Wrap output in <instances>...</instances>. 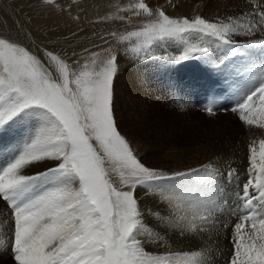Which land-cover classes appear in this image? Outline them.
<instances>
[{
	"label": "snow or ice",
	"instance_id": "snow-or-ice-1",
	"mask_svg": "<svg viewBox=\"0 0 264 264\" xmlns=\"http://www.w3.org/2000/svg\"><path fill=\"white\" fill-rule=\"evenodd\" d=\"M43 3L52 6L56 0ZM115 7L116 14L105 19H131L121 12L150 18L125 35L111 34L127 44L133 57L147 58L154 46L169 41L184 46L181 55L166 58L172 64L215 58L214 67L226 68V61L241 57L234 74L243 80L231 86L230 110L245 126L264 130V38L243 46L233 38L264 33V0H250L248 12L221 22L199 15L172 18L145 0ZM104 52L91 53L74 69L60 55L45 51L46 66L20 42L0 36V131L29 125L23 141L0 163V200L14 219L9 251L15 264H207L200 251L145 250L139 237H162L145 223L136 190L144 188L169 205L183 204L180 220H187V210L192 218L177 226L197 232L203 229L196 221L206 223L219 208L215 199L199 195L203 187L216 186L219 171L209 162L169 175L137 158L114 114L118 55L112 48ZM218 99L213 94L204 106L208 116L217 114ZM248 160V179L231 209L238 221L230 264H264V138L250 142ZM43 162L53 166L25 173ZM234 173L228 172L229 182ZM178 178L183 179L172 183Z\"/></svg>",
	"mask_w": 264,
	"mask_h": 264
},
{
	"label": "bare ground",
	"instance_id": "bare-ground-1",
	"mask_svg": "<svg viewBox=\"0 0 264 264\" xmlns=\"http://www.w3.org/2000/svg\"><path fill=\"white\" fill-rule=\"evenodd\" d=\"M173 1H178V4L174 5L175 6L174 8L171 4V2ZM242 1H243L242 5L243 3L249 5L250 0H242ZM12 2L11 0H0V3H2V6L4 7V9H6L8 13L11 15V18H7L6 16H3L0 14V19H1L0 36L7 37V38H10L11 40L20 42L21 37L19 36V34L16 33L17 31H15L14 29L15 27L13 28L11 27L13 18H15L14 19L15 21H16V17L23 18L25 26L30 27L31 23L32 24L35 23V25H37L36 22L41 20V19H38V17L47 18L49 17L50 14H46L45 10H41V8H38L36 5L35 7H33L32 5L33 3L30 1L29 2L32 3L31 4L32 6H29L30 4H27V3L22 4V3H16V2L12 3ZM145 2L151 8H154L158 5H164V6H167V8H170L172 6L171 9H169V13H171L174 16H183V17L187 16L189 13H193V11H198V12L203 13V11L205 12V10L209 8L211 9L210 10L211 12H210V15L208 16L209 19L208 18L207 19L212 22H214L215 19L217 20L218 17L220 18L219 19L220 22L222 21L221 19L223 18H224V21H226V19L232 16V13H233V8L228 6L230 0H183V2H180V0H145ZM251 2L254 3L255 0H251ZM179 4L180 5L182 4L181 9L177 7L179 6ZM82 9H83L82 14L83 16H85L87 20H90L93 18H99L101 20L103 19L105 21H109L110 19H105V17L116 14V11H115L116 7L113 4V0H93L92 2H86L83 5ZM249 9L250 7L248 8V10ZM248 10H247V7H244L241 5L238 6V9H236V11H238L240 14L248 12ZM29 12H32L34 14L28 15ZM219 20L217 22H219ZM39 29L41 28H38V30ZM26 37L29 38V40H33L34 41L33 43L35 44L38 43V41L34 39V35L30 34V32H27ZM262 38H264V35L261 36L260 39ZM23 39H25V37H23ZM31 44L32 43H30V45ZM108 45L109 44L107 42H93V41L89 42L88 41L86 46L82 47L81 49L75 50L76 54L74 53L75 55L73 54V57H68V56L63 57L62 56V58L66 60L75 69L79 67V64H82L83 62L88 60L91 53L101 52L102 54H104L102 51L108 48ZM183 48L184 46L176 41H169L163 45L154 46L152 53L147 56V58L151 57L156 60L154 61L152 72L148 69H143V67H146L144 64H142L140 67V63L135 64V62H131V59L133 58H130V60H125L127 58H124L123 55L118 57V63L120 65H124V63L126 64L129 61L130 63H132V66H130L131 71L132 72L135 71L137 72L136 74H138L135 77L136 79H132L133 85L130 86V88L123 86L125 87V89L123 88V91H122V87L119 84H118V86H120L119 89L116 88V90L118 91L117 96L119 98V100H117L118 101L117 106L120 105V102L122 104V110H121V107H117L115 105L116 106L115 107V117L117 119L116 123L118 126V130L120 131L121 135H124V136L129 135V137H131L132 139H135V137H138V139L136 138L137 146H138V153L141 155V160L146 166L156 168L160 171L168 173L169 175L175 172H187L189 169H199L201 168L202 165H205L207 162L206 160L210 158L211 160L215 159V161L217 158H219V161L225 162L226 160L225 162L226 166H223L222 163H220V165L217 164L215 166L216 168L224 167L225 171L223 172L221 170V172L224 173V175H226L229 172L230 168L231 169L239 168L238 169L239 172H242L244 169L242 170L240 166L243 164H241L240 161H239L240 164H237L236 162H238V160H235V158L230 157V154H235L234 151L232 153H228L224 157H222L223 154H217L212 157L211 153L208 152V150H205V151L203 150L204 146L198 145L197 148L195 149L196 151H194V154L196 153V155L188 158V156L186 155L191 154L190 149L192 147H190V149L184 148L183 151L181 152H180L181 149L179 147L181 145L182 146L185 145L186 139L182 137V133H184V131L191 130L192 122L190 123V121L186 117H183V116L179 118L175 117L176 120H173V121L171 120V122L170 121L165 122L162 119L163 117L160 116L161 113L156 114V116L153 113L150 114V109L152 108H150L151 106L148 103L146 96L149 94V92H152V91L154 92V89L150 87L148 83L150 81L149 76L150 77L157 76V75L162 76V80L159 82V86L156 83L154 84V86L157 85L156 87L157 89H160L161 84L163 82H165V85L167 86L169 82L179 81V78L185 79V77L188 75L189 70H193L195 73L201 74L202 70H201V67L199 66V62H194V63L193 62H185V63L183 62V63H180L179 66H177V68L175 69L174 68L175 64L170 63L168 59H166L168 57H174V56L181 55L183 52ZM34 50L36 52H33V53L37 55L46 66H48V61L44 56V53L45 51H47V49L44 50V48L42 49L35 48ZM79 50L80 51L82 50V51L79 52ZM217 54L219 55L220 53H217ZM191 60H200V59L195 58V59H189L188 61H191ZM239 60H242V58H239ZM214 61H215V58L211 59L207 63L202 61L203 67L204 68L206 67L205 71L207 75H211L213 73L211 69L213 70L217 69V67L213 66ZM226 64L229 67L233 64V62L230 59L229 61H226ZM241 64H242V61L239 63V65ZM224 69L227 70L228 68L226 67ZM219 70H222V66ZM154 71L158 72V74H156ZM221 72H223V70ZM131 76H134V75H130V77ZM200 79L201 77H195L193 79L194 84H196V82ZM218 82L219 81L217 80L216 83ZM206 83H207V78H206ZM209 84H211V82ZM190 85L191 87H193L192 83H190ZM226 86L229 87V84H226ZM199 89H200L199 90L200 92L203 90V88H199ZM209 90L210 89H208V91ZM126 91H127V96L125 93ZM206 92L207 90L205 91V94ZM190 101L192 100H188L187 102H190ZM177 105L179 107L177 111L181 113H185L186 106L185 105L182 106V104L179 103L178 101H177L176 106ZM157 118L158 120H156ZM207 130L209 131V133L208 132L205 133L204 131L203 135L210 136L213 140L215 138H220V137L223 138L224 140H228L232 133V129L230 126L228 127L226 126L223 130L218 129V128L216 129L215 127L213 128L210 127V129L208 128ZM196 134H199V133H196ZM243 134L244 132L240 134V138H239L240 140H244L246 138L244 136L242 138ZM255 134L256 136H258V138H261V136H263L262 138H264V130L258 129L255 132ZM192 135H193V132H192ZM247 137H248V134H247ZM15 140L16 139L14 137V141ZM178 143H183V144L180 145ZM220 144L221 143H219V145ZM234 144H237V143L235 142ZM216 146H218V144ZM226 146L227 147H224V148L232 147L231 143L229 142L228 143L226 142ZM206 151L209 157L204 154ZM242 153L244 154V152ZM240 160H243V159L241 158ZM227 164L229 166H227ZM244 167H246V165H244ZM182 179L183 178H178L177 180L172 181V183H179L180 180ZM233 179H234V176L232 177V180ZM217 183H219V180L216 181L215 187H203L202 190L199 192V195L205 201L208 200L209 197L215 199L216 204L219 205V208H217L216 211L209 217L206 223H201L199 220L196 221V223L200 225V227L203 230H199L197 232H191V233L184 232L182 231L181 226H177V221H179L180 225L183 226L187 224V220H191L192 213L190 210H187V220H180L181 216H183L186 211L185 206L183 204H177L176 202H174L173 205H169L166 202H164L160 196L148 193L146 189L138 187L136 190V197L139 201L140 209L144 214V221L151 229L154 230L155 233H158L159 236L162 237V239L159 241L146 240L144 236L139 237V239L145 241V250L150 253H156V254H163L166 252H172V253L189 252L190 253L194 251H200V252H204L205 258L207 260V264H224L227 257L228 258L230 257V260H231L232 254H233V243H232L233 228H234V224L238 221V216L232 215L231 209L234 208L238 202L236 201V198L232 196L226 199L227 201L226 204L223 201H219L218 200L219 196L217 197L216 194L219 193V191L217 193V190H218V185L220 184H217ZM219 217H222V219H220Z\"/></svg>",
	"mask_w": 264,
	"mask_h": 264
},
{
	"label": "rangeland",
	"instance_id": "rangeland-1",
	"mask_svg": "<svg viewBox=\"0 0 264 264\" xmlns=\"http://www.w3.org/2000/svg\"><path fill=\"white\" fill-rule=\"evenodd\" d=\"M29 1L32 2L33 4L30 3ZM92 1L93 0H56L55 5L48 6V5L43 3V0H11L12 3H15V2L16 3H22V4L27 3V4H30L29 6L33 5V7H35V5H36L38 8H41V10H45L46 14H50L49 17H47V18L38 17V19H41V20L36 22L37 25H35V23L34 24L31 23L32 26L30 25V27L25 26L23 18L16 17V21L14 20L15 18H13L14 21L12 20L11 27L12 28L15 27L14 29H15V31H17L16 33L19 34V36L21 37L20 43L22 45H25V47L29 48L30 51H32V52H36L34 50L35 48H37V49L38 48H41V49L44 48V50L47 49V51H53L56 54L60 55L61 57L62 56L63 57L64 56L73 57V54L76 52L75 50L81 49L82 47L86 46L88 41L89 42H91V41H93V42H107L109 44L108 48H112V49L116 50L118 57L123 55L124 58H127L125 60H130V58H133V59H131V62H135V64L140 63V67L142 64H144L146 67H143V69H148L152 72L154 61H156L155 59H153L151 57L144 58L143 56H141L139 58L133 57L131 54L127 53V51H126L127 44L117 43L116 37L111 35L112 33H116L117 35H125L128 31L138 29L142 25V23L146 22L150 18L143 16V15L132 16L131 13L121 12V13H119V15L130 16L131 19L130 20L126 19L123 21H121V20L105 21L103 19L101 20L99 18H93V19L87 20L85 18V16H83V14H82L83 13L82 8L86 2H92ZM135 2H136V0H113L114 6L115 5L127 6V5L133 4ZM180 2H183V0H180ZM242 2H243L242 0H230L228 6L233 8V13H232L233 17H237V16L241 15L238 11H236V9H238V6L241 5V6L247 7V10L250 7V1H249V5L244 4V3L242 5ZM0 4H1L0 14L3 16H6L7 18H11V15L8 13V11L6 9H4V7L2 6V3H0ZM171 4L174 8L175 7L174 5L178 4V1H173V2H171ZM181 5L179 4V6H177V7L181 9ZM171 7L167 8V6L158 5L152 9L155 10L157 8H162L166 12V14L172 18H184L183 16H174L171 13H169V9H171ZM210 10L211 9L208 8L205 10V12L203 11V13L198 12V11H193V13H189L185 17L192 19L195 16L199 15V16L207 19L208 16L210 15V12H211ZM29 13H28V15L34 14L32 12H29ZM232 16H230V17H232ZM30 17H32V16H30ZM219 19L220 18L218 17L217 20L216 19L214 20V22H217ZM221 20L224 21V18ZM219 22H220V20H219ZM0 23H1V19H0ZM32 27H33V29H32ZM37 27L41 28V29H39L40 31L38 30ZM25 29L27 32H30V34L34 35V39L36 41H38L39 44L33 43L34 42L33 40H29V38L26 37L27 32L25 31ZM263 35H264V33L257 31L255 33V35L252 37L247 38L246 36L239 35V36H234L233 38L236 41H238V43L241 46H243V44L244 45L247 44L250 40L260 39L261 36H263ZM23 37H25V39H23ZM205 39H210V38H205ZM30 43H32L33 46H32V44L30 45ZM108 48H106V49H108ZM81 51L79 50V52H81ZM102 52L104 53L103 55H106V53L104 51H102ZM238 57L239 56L231 58V61L233 62V64H232L233 68L235 66H240L239 63L242 60H239V58H241V57H239V58ZM193 59H195V58H193ZM71 62H73V61H71ZM130 66H132V63H130L129 61L126 64L124 63V65L119 64V71H118V74H117L115 81H114V114H115V107L118 104L117 100H119V98L117 96L118 91L116 90V88L119 89V87H120V86H118V84L121 85L122 91H123V88L125 89V87L130 88V86L133 85L132 79H136L135 77L138 75V74H136L137 72L131 71ZM176 66H178V64ZM220 68H221V66L217 67V69H214V70L211 69L213 71V73L211 75L205 74V76L202 73L198 74V73H195L193 70H189L188 75L185 77V79L179 78V81L169 82L167 84V86L165 85V82H163L161 84L160 89H157L156 87H157V85L159 86V82L162 80V76H159V75L153 76V77L149 76L150 81L148 83H149L150 87H152L154 89V92L153 91L149 92V94L146 97H147L148 103L151 106L150 108H152V109H150V114L153 113L156 116V114L161 113L160 116L163 117L162 119L165 122H168V121L171 122V120L172 121L176 120L175 117L179 118L181 116L186 117L190 121V123L192 122L191 123V125H192L191 130L190 131H184V133H182V137L186 139L185 145L182 146L181 144H183V143H178L181 145L179 147L181 149L180 152L183 151L184 148L190 149V147H192L190 149L191 154L186 155V156H188V158L196 155V153L194 154V151H196L195 149L197 148L198 145L204 146L203 150L204 151L208 150V152L211 153L212 157L217 155V154H223L222 157H224L228 153H232L233 151L235 152L236 155L230 154V157L235 158V160H238V162H236L237 164H240L239 163V161H240L241 164H243L240 167L242 168V170L244 169L242 172H239V170H238L239 168L235 169V173L233 175L234 179L236 178L235 180L233 179V180H231V182H229L228 173L226 175H224V173L221 172V170L223 172L225 171L224 167L216 168L219 171V176L217 179V180H219V183H217V184H220V185H218V190H217V193H218V191H219V193L216 194V196L217 197L219 196L218 197L219 201L224 202V201H226V199H228V197L232 196L235 198L234 194L236 192H238V191L242 192L243 184L248 179V168H249V160H248L249 151H248V149H249V144H250L249 142H251L254 139L255 140L261 139L263 136H261V138H258V136H256V134H255V132L258 129L255 127L249 128V127L243 125V123L240 121V119H238V117H239L238 114H236L230 110L231 106H229V104L231 105L233 103V100L230 99V96H228L227 98L223 97L222 93L220 92L221 91L220 85L223 87L226 86V84H229L230 86H232L235 83L234 82H231V84L229 83L230 82L229 81L230 74L228 73L229 69L226 70V69H224L225 67L222 66L223 72H221L222 70H219ZM217 72H218V74H217ZM155 73L158 74V72H155ZM130 75H134V76L130 77ZM195 77H201V79L198 80L197 81L198 83L196 82V84H194V82H193V79ZM189 78H191V79H189ZM206 78H207V83H206ZM241 78H243V77H241ZM217 80L219 81L218 83H216ZM124 82H125V84H124ZM210 82H211V84H209ZM155 83L157 84L156 86H154ZM190 83H192L193 87H191ZM123 86H125V87H123ZM199 88H203V90L200 92ZM226 88H228V87H226ZM208 89H210V90L208 91ZM206 90H207V92L205 94ZM226 90L227 89H225L224 92ZM231 92H232V87H231ZM125 93L127 96V91ZM213 94H215L219 99H221L222 102L220 104H218L217 114L215 116H208L203 111V108L206 105L205 102L203 101V99H205V101L209 100V98ZM172 96H173V98H172ZM219 99H218V103H219ZM188 100H192V101L187 102ZM177 101L179 103H181L182 106H184V105L186 106L185 113H181V112L177 111V109H179V107H178L179 104L176 106ZM120 105H118L117 107H121V110H122L121 102H120ZM151 110H153V111H151ZM161 110H163V111H161ZM115 119H116V117H115ZM156 120H158V118ZM116 121H117V119H116ZM226 126L227 127L230 126L232 129V133H231L230 138L228 140H224L221 137L215 138L213 140L210 136L203 135L204 131H205V133L206 132L209 133V131L207 129L208 128L210 129V127H212V128L215 127L216 129L218 128V129L223 130ZM238 126L239 127L241 126L243 129L241 127L239 128ZM28 127H29V125H27V124H21V125H18L15 129H13L11 131H9L7 129L0 131V163H3L5 158L11 154L14 146L19 145L23 141V139L27 133ZM204 127H206V128H204ZM251 129H253V130H251ZM260 130H262V129H260ZM191 131L193 132V135H192ZM242 132H244V134L242 135V138H243V136L246 137L244 140L239 139L240 134H242ZM196 133H199V134H196ZM245 133H246V135H245ZM247 134H248V137H247ZM14 137L16 139L15 141H14ZM124 137L131 144L135 154L137 155V158L141 160V155L138 153V146H137L138 137L134 136L135 139H132L131 137H129V135H125ZM8 138H9V140H8ZM233 138L235 141L233 140ZM245 140H247V141H245ZM226 142L231 143L232 147L224 148V147H227ZM235 142L237 144H234ZM201 143H203V144H201ZM216 143L218 144V146H216L217 145ZM219 143H221V144L219 145ZM223 150H225V151H223ZM242 152H244V154ZM204 154L206 156H208L207 151ZM241 158L243 160H240ZM206 161H207L206 164L209 162H212L214 164V166H216L217 164L220 165V163H222L223 166H226V163H225L226 160H225V162L219 161V158H217L216 161H215V159L211 160V158L206 160ZM141 162H142V160H141ZM244 165H246V167H244ZM50 166H53V162H51V163L43 162V163L35 164V165H32L29 168H27L25 170V173L26 174H35L37 172L44 171L46 168H48ZM227 166H229V165L227 164ZM230 170H231V168L229 169V171ZM113 179L115 180L116 178L114 177ZM117 183H118V181H117ZM225 186H226V188H225ZM230 189L232 190V192ZM236 189H237V191H236ZM2 209H4V210H2ZM219 218L222 219V217H219ZM222 221H224V220H222ZM222 224H224V223H222ZM222 224H220V225H222ZM4 227H6V228H4ZM13 234H14V219H13L11 210L8 208V206L6 205V203L4 201L0 200V239H2V240L5 239L4 240L5 247L0 248V250H1L0 251V264H7V262H8V264H10V263L15 264V261H14L12 255L9 251L11 244L13 242V238H14ZM4 235H5V237H4ZM230 261H231L230 257L229 258L227 257L224 264H230Z\"/></svg>",
	"mask_w": 264,
	"mask_h": 264
}]
</instances>
